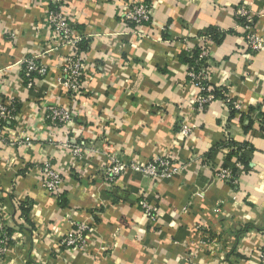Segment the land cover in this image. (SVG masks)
<instances>
[{"label": "crops", "instance_id": "1", "mask_svg": "<svg viewBox=\"0 0 264 264\" xmlns=\"http://www.w3.org/2000/svg\"><path fill=\"white\" fill-rule=\"evenodd\" d=\"M59 1L83 38L77 47L48 23L54 0H0V102L18 109L0 141V223L9 238L0 264H264V126L255 117L264 111V49L247 54L235 28L245 5L264 37V0H138L153 16L142 39L125 19L126 0ZM212 28L225 35L212 48L210 84L240 110L220 98L199 114L184 55ZM33 55L45 74L29 87L22 71ZM73 55L88 69L76 98L62 86ZM50 105L69 109L74 127H55ZM95 137L136 164L169 159L172 172L154 181L127 169L108 185L98 174L104 157L73 152ZM235 148L250 169L226 183L212 168L231 165ZM45 165L62 176L58 197L40 188ZM142 196L160 209L155 225ZM81 224L92 230L87 247L62 245Z\"/></svg>", "mask_w": 264, "mask_h": 264}, {"label": "built area", "instance_id": "2", "mask_svg": "<svg viewBox=\"0 0 264 264\" xmlns=\"http://www.w3.org/2000/svg\"><path fill=\"white\" fill-rule=\"evenodd\" d=\"M127 8L125 19L133 25L132 33L139 39L143 38L141 29L152 23L153 16L147 4L138 0H126L124 5ZM48 23L50 27L58 34L63 45L73 44L75 47L79 46L83 38L79 35L74 37L73 29L68 22V15L65 7L59 0H54L51 10L48 12ZM256 16L252 10L240 5L236 10L235 28L243 31L244 51L250 56H255L264 49V37L260 36L255 31ZM221 32V29H216ZM223 33V32H221ZM215 45V40L209 35H203L199 39L198 46L188 45L186 48V56L189 59L187 63V78L191 85L198 91L194 99L195 110L199 114H203L209 105L217 100L216 96L210 92L219 91L223 95V101L232 110H240V107L232 103L227 98L226 93L222 89H213L211 86V72L213 69L211 61L212 48ZM67 64L63 68V82L62 86L71 94V98H76L85 87V78L87 74V67L85 62L78 59L75 55L67 58ZM24 67L28 72L27 86L32 87L35 84V76L45 74V70L38 64L36 56H27L24 59ZM75 100V99H73ZM75 104V103H73ZM72 104V105H73ZM264 109V102H263ZM47 117L55 127L72 126L74 116L69 109L60 105H50L46 107ZM18 113L17 105L14 103L5 104L0 102V141L6 143V127L16 120ZM258 124L264 126V111L261 115L255 116ZM74 127V126H72ZM191 130L182 125L181 134L183 136L189 135ZM77 139V137H74ZM227 140V139H226ZM29 145L28 142H26ZM25 145V144H24ZM63 148L71 146L70 140L61 145ZM234 150L237 151V148ZM76 155L88 154L93 157H104L107 161L98 169V174L105 178L108 185H115L122 174L131 169L144 176V178L159 180L170 176L172 172L171 162L169 159L156 158L153 161L144 165L130 162L124 157V150L117 148L108 138L98 137L92 138L88 142H81V146L75 147L73 151ZM234 169L237 174H245L244 165L237 159L233 160ZM212 168V167H211ZM217 179L226 183H237L233 169L229 168H212ZM42 175L39 180L40 188L49 194L58 197L62 193L63 180L62 176L56 172L51 166L45 165L42 169ZM20 206V203L18 204ZM139 206L145 212V215L151 225H155L160 217V209L151 201H148L145 196H142ZM75 230L68 236L64 237L60 243L66 247L85 249L88 240V233L91 228L81 224L75 225ZM8 229L0 223V251L5 252L6 247L3 244L8 243ZM260 260L264 263V252L260 254Z\"/></svg>", "mask_w": 264, "mask_h": 264}, {"label": "trees", "instance_id": "3", "mask_svg": "<svg viewBox=\"0 0 264 264\" xmlns=\"http://www.w3.org/2000/svg\"><path fill=\"white\" fill-rule=\"evenodd\" d=\"M203 35H209L211 37H213V39L215 40V42H217L218 40H220L221 38L224 37V33H221L219 31H217L215 28H212L209 32L205 33V34H202ZM185 57V60L187 63H189V59L187 58L186 55H184ZM28 72L27 70L25 69V67L23 68V71H22V78L25 80V82L27 83L28 81ZM212 94H214L216 96L217 99H223V95L222 93H220L219 91H213V92H210ZM243 118V117H242ZM234 159H237L239 160L245 167V171H249L250 169V165H249V160H248V155L246 154L245 150H241L240 148H237V151L234 150ZM227 168L229 169H233L234 170V173L236 174L235 175V179H238V174L236 172V170L234 169V163L232 161L231 165L228 164Z\"/></svg>", "mask_w": 264, "mask_h": 264}]
</instances>
